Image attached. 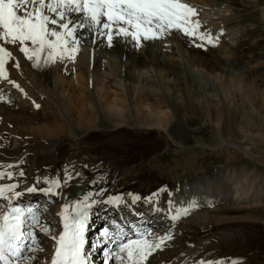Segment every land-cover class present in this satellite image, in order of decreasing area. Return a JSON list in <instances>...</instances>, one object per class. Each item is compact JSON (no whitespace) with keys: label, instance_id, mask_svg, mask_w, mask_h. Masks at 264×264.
<instances>
[{"label":"rangeland","instance_id":"374dc122","mask_svg":"<svg viewBox=\"0 0 264 264\" xmlns=\"http://www.w3.org/2000/svg\"><path fill=\"white\" fill-rule=\"evenodd\" d=\"M227 1L228 3H225V0H181L182 3H190L189 5L195 9V12L208 14L207 17H210L209 19L210 21L212 20V24L207 25V21L201 18V25L196 28L198 31L195 29L194 34L189 35L190 37H195L193 44L189 45V47L180 48L179 54L170 61L169 68L164 69L169 72L168 74H163L161 79L158 80V73L155 69L153 74L149 76L150 84H142L140 91H131L130 94L127 91H124L125 93H118L121 96L117 94L118 98H126L128 101L127 104L131 118H129L130 122L126 121L123 124H117L118 122L112 120L108 123V120H105L108 125L115 126L113 130L115 133L112 136H105V132L103 131L106 128L103 129L102 127H105L106 123L103 124V121L93 132L84 130L85 132L77 131L71 133L72 137L80 141L79 143L84 144V148L86 146L96 148L100 145L98 150L93 151V154H96L98 158L106 159L107 157L109 159L110 157L115 163L119 161L114 158H123L121 160L124 162L123 169L120 171L121 176L118 178V185L116 184L117 181L114 182V189H109L112 191L110 196H113V193L130 190V192H137L136 194L132 193L133 198L137 199L138 195L144 192L142 195H146L145 200L139 201L140 203L155 205L163 202L165 206L174 202V195L177 191H195L191 187L193 180L190 183V179H194L197 183L205 180L208 181H205L202 185L196 183V191H207L205 197L208 198H211L210 193H212L221 202H217L216 199L210 201L203 199L202 203L212 202L211 206H201L190 211L187 217L177 221H186L185 223L188 225L178 223L181 224L179 226L181 230H173L170 233L163 234H159L158 230L170 228L167 226L169 222L161 221L157 224V220L145 211V217L149 221V225L142 231V236L146 237L145 240L149 238L146 241L147 243L159 244V247H153L150 254L141 261V264H158L164 255L178 258L187 249H194L197 244H202L205 240L211 239L208 235L215 232L216 229L222 228L224 225L230 227L245 225L248 230L254 229L257 232L259 231L260 235L258 234L256 238L248 237L247 240L249 242L257 241V245L261 244L259 248L264 249V211L260 213L262 216H256L254 213H251L252 217L261 219L260 221L262 222L259 224L248 214L250 209L257 208V204L253 200L247 202L248 204L245 203L246 205L241 200L238 202V205L233 204L234 197L230 192V188L227 187V183H224L223 180L219 181L220 178H224L225 176L231 178L234 175L241 183L248 177H252L256 184L264 180V125L261 123V121H264V115L260 114L262 118L259 114L260 118L256 115V110L264 107V101L262 100V96L264 95V0ZM237 2L240 4H237ZM191 20L197 21L198 18L191 17ZM224 24L228 25L227 29H225ZM83 28L82 37L78 39L81 40L80 46L84 43H91L92 38V29L89 30L88 27ZM226 30L228 32H225ZM179 33L183 32L179 31ZM231 33L235 35V40L231 39L232 36L226 37V35ZM200 37H204V39H200ZM165 38L168 40V43L173 42L172 39ZM149 39H145L144 42L150 46L152 44V52L154 53V44L157 43V40ZM173 45L176 44L174 43ZM94 47L92 46L88 50V54L91 56L89 57V72L92 74L89 78L88 90L92 106L87 105V109H91L92 107L100 118L101 115L105 114L104 104L101 102L102 94H104L103 97H107V95L115 97L114 91L117 87L111 85L114 87L112 88L114 91H105V89L99 87L100 84L103 85L105 83V79L102 80L94 76V54L98 51ZM100 53L97 52V55H100ZM180 55H183L185 58L188 57V62H181ZM110 57L115 58L116 62H118V69L124 72L122 61H120L119 57L117 59L115 55L111 56V54L109 55ZM69 60L71 61L72 59ZM69 60L66 62H70ZM35 63L38 66L40 61L37 63L34 56V68ZM192 63L195 66L189 65ZM218 67L223 69L220 70ZM73 69H76V66ZM77 74L76 70L72 72L70 70L68 77H77ZM104 77L106 78L105 75ZM110 79L108 77V80ZM22 86V84H19L15 87L17 91L14 93L20 91L18 94L16 93L17 96L25 97L27 90ZM20 87H22L21 90ZM133 88H137V86H133ZM65 90L68 91V89ZM33 91H35L32 94L33 96L27 95V98L34 99V104H37V102H40L36 98L40 95L37 91L40 90L34 89ZM22 93L23 95H21ZM63 93L64 97L68 96L66 92ZM16 94L7 93V96L10 98L9 102L16 104L15 107H17L18 112H20V109H23L32 120H36V112L38 108L40 109V105H38V108H36L37 105L35 107L31 105L30 108L32 106L35 108H33L35 111L33 112L32 109H28L23 105L22 97L20 99ZM59 94H61L60 91ZM42 96L44 95L39 96V98H44ZM129 98H134V100L131 102ZM256 98L262 104L252 110V103ZM137 99H140V101ZM5 102L7 103L6 100ZM52 103V106L56 108L55 110H58L61 114L64 108L70 105L65 103V105L57 106L55 102ZM150 108H153L152 111ZM137 109H140L142 113L145 112L146 117L143 118L144 121L137 118ZM64 113L68 125L71 126L72 123L76 125L77 118L69 115L70 119L66 109ZM158 113L163 114L164 118L165 115L168 116L169 120H163L162 116L160 119L157 118ZM0 118V123L2 122L9 127L13 126V123H7L4 120L5 118L1 116ZM149 118H151L153 123ZM156 120L158 123H164L161 125L162 130L160 128L156 130L155 126H152L153 124H158ZM144 122L152 124H146L145 126ZM137 126L148 129H141L136 132L135 127ZM11 136L14 135L12 134ZM70 148L72 149V146ZM65 161V154L62 153V157L59 159V166H62ZM219 168L225 170H219ZM212 179H215V181L212 182ZM183 182L189 184L180 188L175 187V185ZM165 183L172 184L168 191L170 193L169 197H166L162 192H158L160 194L156 195L153 190L156 186L158 188ZM242 185H246V182ZM16 187H18L17 184ZM163 190H165L164 187L162 188ZM21 191L26 192L29 196H27L28 198L32 197V195H29L31 193H43L38 189H24ZM196 191L187 193V198L194 200L196 198ZM146 192L149 193L147 194ZM9 195L5 194L0 199V206L3 211L9 210L8 204H13V201L5 200V197H9ZM226 197H229V199H226ZM41 198L45 200V195ZM18 201L25 202L23 199H19ZM55 201H57V204L59 203L56 198H53L52 202L47 203V205L53 203L51 204V206L53 205L51 208L53 218H48L50 222H46V218L44 222L47 225H54L59 228L57 225L59 217L58 215L56 216L57 213H53V210L57 207ZM113 201H122V199L117 196L113 198ZM90 202L93 204L94 200ZM137 202L138 200H131L130 204L137 206ZM179 203H182V200ZM229 203H232V205H228ZM117 204L120 205V203ZM155 208H159V206H155ZM116 209L122 211L120 206H113L109 212ZM258 209L262 210L261 207ZM122 212H125L128 218L133 216L132 213H128L127 211ZM92 213L95 214L96 212L93 211ZM180 214H183V212H180ZM37 218L38 220L40 219L39 216ZM250 218L252 219L251 222L248 221ZM94 220V216H91V221L93 222ZM116 225L120 226V223ZM116 225L111 227L112 230H117L115 229ZM131 226V230H134V227H136L135 224ZM58 228L51 226L49 230L58 232L60 231ZM252 233L255 234V232ZM161 236L174 237V239L170 242L169 239L164 238L163 242H161V239H159ZM51 237L47 233L40 234L39 238L41 242L39 244H41V253L33 255L30 258L31 261L27 259L26 262L35 263L39 258L47 256L50 250L53 251V247H50L49 251L46 250L48 244L51 246L53 244L54 239ZM36 245L38 244L36 243ZM214 245L217 246V249L210 251L205 256L212 254L219 256L222 251L224 253L227 252L225 248H221L216 244ZM96 252L98 251L96 250ZM121 255H125L124 261L128 264L126 254ZM236 263L264 264V255L259 253L253 256V253L249 251V253L247 252V254L244 253L242 256H239ZM24 264L26 263L24 262Z\"/></svg>","mask_w":264,"mask_h":264},{"label":"bare ground","instance_id":"6f19581e","mask_svg":"<svg viewBox=\"0 0 264 264\" xmlns=\"http://www.w3.org/2000/svg\"><path fill=\"white\" fill-rule=\"evenodd\" d=\"M225 3H228V1L225 0ZM237 4L240 3L237 2ZM196 13L197 12H195V14L191 17L198 18L197 21L199 22V26L201 25V18L207 21V25L212 24V20L210 21L209 19L210 17H207L208 14H201L200 12L197 14ZM224 25L225 29H227L228 25ZM82 28L75 34L78 39H81L80 37H82ZM196 30L198 31V29ZM103 31L106 30H103L99 27L92 28V38L91 43L89 44L84 43L83 45L81 44L82 46H80L81 40H79V44L77 45L78 51L74 53V59L71 60L75 62H71L69 59H66L65 56L68 57L67 54L63 55V58H61L60 55H53V57L49 59L48 50H45V52L40 54V64L37 66V64L35 63V68L33 67V59L29 60L25 56V54L19 50V45L4 44V42L0 41V46L6 47V49L12 53V57L10 59L6 58V62L4 65V74L7 78L5 79L4 76H0V116L5 118L4 120H6L7 123H13V126L11 127L3 124L2 122L0 123V176H3V178L0 179V188L15 186L13 191H6L4 193V195L10 194L9 197H5V200L13 201V203L17 202L19 199H23L25 203H30L31 201L36 200L37 197H42L43 195H45L46 201L42 200V198L41 201L43 202V205L46 207V209L50 208V211L53 207V205L51 206V204L53 203H51L50 205H47V203L50 201L52 202L53 198L58 199L59 203L53 210V213H57L56 216L58 215L59 217V222H57V224H60V229L58 227L56 228H58V230L60 231L54 232L53 230H49L45 232V234L47 233L52 237L62 232L63 230V214L65 206L68 207V212L72 213L75 204L78 201L84 200L87 196H91V200H94V202H97V200L100 199L104 202L113 201V198L117 196L124 202L128 201V204H130L131 200H137L133 198L132 193L134 192H130V190L113 193V196H110L112 191H110L109 189H114V182L117 181L116 184L118 185V178L121 176L120 171L121 169H123L124 162L121 161L123 158H114L119 161L118 163H115L113 160H111L109 156V159L107 157L106 159L98 158L96 154H93V151H96V149L98 150V148H100V145L96 148H89L88 146L84 148V144L82 145L81 143H79L80 141H77L74 137H72L71 133L84 130L93 132L94 129H96L102 121L103 124L106 123L107 121L105 122V120H108V123L111 120L114 122L116 121L118 122L117 124H123L126 123V121L130 122L129 118H131V115L129 113L130 111L127 104L128 101L126 100V98H118L117 94L125 93L124 91H127L129 94L131 91H140V87L142 88V84H150L149 76L153 74V71H155V69L158 73V80L161 79V76L163 74H168L169 72L164 69L169 68L170 61L173 59V57L179 54L180 48L185 46L189 47V45L191 46L193 44V39L195 38L190 37L189 35H184L183 33L180 34L179 31L176 30L165 32L156 38H151L157 40V43L154 44L155 52L153 53L152 44L150 46L148 43H145V39L143 38V36L139 37L138 43L137 40L133 39L131 35L124 36L113 34V39L111 41V44H109L107 37L102 34ZM225 32H228V30H226ZM149 35L151 36L152 34ZM228 36H232L231 39L235 40V35L233 33L226 35V37ZM165 37L172 39L173 42L168 43V40ZM174 43L176 45H173ZM92 46L96 47H94V49L98 50V53H100L101 50L100 55H97V52L96 54H94V76L99 77L102 80L105 79V83H103V85L100 84L99 87L105 89V91L113 90L112 88L114 87H112L111 85L117 87L115 91L113 90L116 94L115 97H110L109 95H107V97H103L104 94H102L103 96L101 98V102H103V108H105V114L101 115L100 117L102 119L99 118L98 114L92 107L91 109H87V105L92 106V100L88 90L89 78L90 75H92L89 72V57L91 56L88 54V50ZM28 47L30 48L31 52L32 46L29 44ZM110 54L111 56L115 55L117 59L119 57L120 61H122L124 72L118 69V62H116L115 58H109ZM180 58L181 62L185 63L189 60L188 57L185 58L183 57V55H180ZM67 60H69L70 62H66ZM17 65H19V67H17ZM189 65L195 66L193 65V63ZM196 65L198 66V64ZM75 66L76 69H73V67ZM221 69L223 68H220V70ZM70 70L71 72L76 70L78 73L77 77H68ZM104 75L106 76V78L104 77ZM108 77L109 79H111L108 80ZM19 84H22L27 90L26 96H21L23 105L28 109L31 105H33L34 107L35 105H40V109L36 107L38 108L36 112L37 115L34 114L36 115V120H32V118H30L23 109H20V112H18L17 107H15L16 104L9 102L10 98L7 96V93H12L15 95L17 93H14L15 91H17L15 87H17ZM133 86H137V88H133ZM22 87H20V90L22 89ZM34 89L40 90L37 91V93L40 94L38 95V97H36L40 101L37 102V104H34V99L27 98V95L31 96L35 92L33 91ZM65 89H68V91H66ZM59 91L61 92V94H59ZM63 92H66L68 96L64 97ZM21 95H23V93ZM41 95H44L42 96L44 98H39V96ZM17 97L21 99L20 96ZM129 99L131 100V102L134 100V98ZM5 100L7 101V103L5 102ZM137 100L140 101V99ZM262 100L264 101V95L262 96ZM253 101L254 102L252 103V110L262 104V102H260L257 98ZM52 102H55L57 106L65 105V103L70 104L67 105L64 110L66 109L68 111L67 115L70 119L71 117L77 118L76 125L72 123V125L69 126L67 120L65 119L64 110H61L63 112L61 114V112L55 110L56 108L52 106ZM33 106L30 109L35 112L33 110ZM152 109L153 108H150L151 111ZM141 110L137 109L136 116L139 120L144 121L143 118H145L146 115L145 112L142 113ZM256 112V115H264V107L256 110ZM259 115L258 117L260 118L261 116L262 118V115ZM157 116V118L160 119L161 116L163 117V114L158 113ZM151 118H149L150 121ZM165 118L163 117V120H169L168 116L166 115ZM14 119L18 120L15 121ZM157 120L156 123H158ZM108 123H106L105 127H102L103 129L106 128L103 132H105V136L107 137L112 136V134L115 133L113 132L115 126L108 125ZM261 123L264 125V121H261ZM146 124L147 123H145V126ZM163 124L158 123L153 124L152 126H155L156 130H158V128H162L161 125ZM135 128L134 129L136 132L141 129H148L141 126H137ZM12 134L14 136H11ZM71 146L72 149L70 148ZM62 153L65 154L66 161L62 166H59V159H61ZM221 180H223L224 183H227V187L230 188V192L234 197L233 204L238 205V202L240 200L243 201L244 204H248L247 202L253 200L255 204L258 203L259 205L257 204V208L250 209L248 211V214H250V217H252L251 213H254L256 216H262L260 213L264 211V180L262 182H258V184L261 185L256 184L252 177H248L247 179L245 178V181H242L243 183L246 182V185H242L243 183H241L239 179L237 180L235 178V175L231 178H227L225 176L224 178L219 179V181ZM16 184L18 185V187H16ZM24 189H38L43 193H31L29 195H32V197L28 198V194L21 191ZM78 189L82 190V194L78 195L75 193ZM136 193L137 192H135L134 194ZM3 197H0V199H2ZM226 199H229V197H226ZM90 201L89 205L91 204ZM119 206V204L114 205V207ZM258 207H261L262 210L258 209ZM87 210L88 208L86 209V211ZM92 212V210L88 211V215ZM143 214L145 213H142V215ZM122 215L127 217V214L125 212H122ZM133 217H135V215L131 216L128 220L131 221ZM138 217L139 216L136 215L135 218ZM252 219H255L259 224L262 222L258 217H252ZM252 219L250 218L248 219V221L251 222ZM46 222L50 221L47 219ZM26 225L24 231L27 230ZM115 227V229L117 230L120 228L119 225H116ZM31 232L32 231H30L29 233ZM252 232H255V234H253ZM112 233L113 232H111V234ZM258 234L260 235L259 231L257 232L254 229L248 230L245 225H240L237 227L224 225L222 228H218L215 232L208 235V237L212 240L207 239L202 244H197L194 249H187L178 258L174 256L164 255L159 260L158 264H200L198 260H202L210 251L217 249V246H215L214 244L220 246L221 248H225L227 252H231L233 254H247V252L249 253L250 251L253 253V256L259 253L264 255V249L259 248L261 244L257 245V241H253L256 242L253 243L247 240L248 237H252L253 239L256 238ZM31 235H33V233ZM39 237L40 234H36L35 237L30 236L29 243L28 241H26V243H28L26 246L33 247L36 250H40L41 244L39 243L41 242V239ZM36 243L38 245H36ZM52 243V246L47 243L49 245H47L46 247L47 251H49L48 249L50 247H53V251L50 250L49 253L47 252V256L39 258L35 263H31V260L29 262L25 261V263L49 264L50 257L54 256L55 248L57 246L55 240ZM99 249L100 248H95V250L98 251L96 253H99ZM83 256L85 264H88L86 260V257H88V255L85 248L83 250ZM0 264H3V262H0Z\"/></svg>","mask_w":264,"mask_h":264},{"label":"snow or ice","instance_id":"6c2138e0","mask_svg":"<svg viewBox=\"0 0 264 264\" xmlns=\"http://www.w3.org/2000/svg\"><path fill=\"white\" fill-rule=\"evenodd\" d=\"M194 14L195 9L181 0H0V41L19 45V50L29 60L35 56L37 63L45 50H48L49 59L53 55L63 58L65 54L74 59L79 43L75 34L82 27L106 30L102 34L109 44L113 34L131 35L139 43L140 36L144 39L156 38L171 30L193 35L199 27L198 21L191 20ZM11 57L12 53L0 46V76L5 79L4 65L6 58ZM14 187L0 188V197L6 191H13ZM90 200L91 196H87L78 201L72 213L65 206L63 230L52 237L57 246L49 264H85L84 232ZM29 217L39 223L36 211L31 209L25 211L12 207L0 212V262L3 264H9L10 256H21L20 242L25 238L24 230ZM104 235H109L107 230ZM153 247H159V244L129 240L120 244L116 259L125 260V255L121 254H126L128 264H141Z\"/></svg>","mask_w":264,"mask_h":264}]
</instances>
